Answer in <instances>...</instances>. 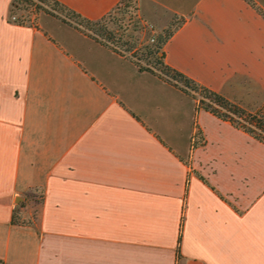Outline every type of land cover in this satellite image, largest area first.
<instances>
[{
  "label": "crops",
  "instance_id": "1",
  "mask_svg": "<svg viewBox=\"0 0 264 264\" xmlns=\"http://www.w3.org/2000/svg\"><path fill=\"white\" fill-rule=\"evenodd\" d=\"M61 1L93 19L121 2ZM140 1L155 23V7L179 18L171 66L224 95L264 92V0ZM11 7L0 0V258L264 264V141L74 24L19 23Z\"/></svg>",
  "mask_w": 264,
  "mask_h": 264
},
{
  "label": "trees",
  "instance_id": "2",
  "mask_svg": "<svg viewBox=\"0 0 264 264\" xmlns=\"http://www.w3.org/2000/svg\"><path fill=\"white\" fill-rule=\"evenodd\" d=\"M29 8H31L30 12L42 11L51 13L64 21L74 24L83 31L92 35L94 38L124 54L129 55L135 60L141 69L149 70L158 74L160 77L181 88L184 92L192 95L193 97H195L194 92H198L200 96L197 100V107L205 108L217 116L231 121L237 127L246 130L254 137L264 141V102L256 110H250L237 101L232 100L221 92L200 83L166 62L163 47L177 24L168 31L166 36H161L159 42H157L155 46L148 47V55L150 57L148 63L144 65L136 58V54L134 52L127 53L113 43V41L116 40L115 33L114 31L109 30L105 23H103V19L108 13L100 18L93 19L83 15L61 0H12L10 18L12 19V16L15 15L16 18L12 20L16 22L36 24L34 20L27 18L25 14H17L18 9L27 10ZM118 39L120 40L121 38ZM123 44H127V49L132 50L136 43L131 40H123ZM0 264L9 263L0 258Z\"/></svg>",
  "mask_w": 264,
  "mask_h": 264
},
{
  "label": "rangeland",
  "instance_id": "3",
  "mask_svg": "<svg viewBox=\"0 0 264 264\" xmlns=\"http://www.w3.org/2000/svg\"><path fill=\"white\" fill-rule=\"evenodd\" d=\"M30 10L31 8L27 10L18 9L17 14H25L27 18H31V20L37 22L41 15L47 13L42 11L30 12ZM155 12L160 19L158 23H155L144 14L141 9L140 0H121V2L103 19V23H105L106 27L115 33L116 40H114L113 43L127 53L134 52L136 58L144 65L148 63L150 57L148 55V47L155 46V44L159 42L160 37L166 36L168 31L179 22L177 16H171L160 7H155ZM118 38L121 39L119 40ZM123 40H131L136 44L132 50H128V45L123 44ZM244 91L245 92L236 88H231L230 92L225 95L250 110H256L263 104L264 92L259 94V92L254 89H246ZM194 94L195 98L198 100L200 94L198 92H194ZM195 140L201 143L202 138L198 134L195 135ZM28 199H32L33 209L35 214H37L41 199L40 196L35 197L34 194L28 193Z\"/></svg>",
  "mask_w": 264,
  "mask_h": 264
},
{
  "label": "built area",
  "instance_id": "4",
  "mask_svg": "<svg viewBox=\"0 0 264 264\" xmlns=\"http://www.w3.org/2000/svg\"><path fill=\"white\" fill-rule=\"evenodd\" d=\"M14 18H16L15 15L12 16V19H14ZM196 144H199V142H197V141L195 140V136H193V138H192V145L194 146V145H196Z\"/></svg>",
  "mask_w": 264,
  "mask_h": 264
}]
</instances>
